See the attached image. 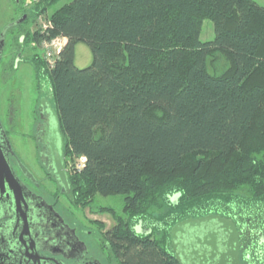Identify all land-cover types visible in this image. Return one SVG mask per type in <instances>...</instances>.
Listing matches in <instances>:
<instances>
[{
  "label": "trees",
  "instance_id": "1",
  "mask_svg": "<svg viewBox=\"0 0 264 264\" xmlns=\"http://www.w3.org/2000/svg\"><path fill=\"white\" fill-rule=\"evenodd\" d=\"M56 1L35 0L28 14ZM204 19L209 41L199 37ZM48 20L22 33L65 40L53 64L32 63L50 82L67 157L84 158L70 174L74 203L97 193L123 201L126 218L106 234L121 264H175L167 244L177 220L264 206V6L71 0ZM79 42L92 53L85 67L75 65ZM217 53L229 65L211 74ZM138 221L152 233H136Z\"/></svg>",
  "mask_w": 264,
  "mask_h": 264
},
{
  "label": "flooded vegetation",
  "instance_id": "2",
  "mask_svg": "<svg viewBox=\"0 0 264 264\" xmlns=\"http://www.w3.org/2000/svg\"><path fill=\"white\" fill-rule=\"evenodd\" d=\"M14 8L20 15L3 26L0 34L5 30V40L6 34L13 31L11 35L22 41L24 37L19 35L25 29H36L35 19L24 9L23 0H14ZM11 62L2 64L4 73ZM35 91L32 99L27 98L18 109L10 101L0 118L3 149L21 185L17 210L8 187L0 194V264H121L106 236L117 223L95 233L72 213L77 206L70 185L66 139L50 93L38 86ZM209 215L225 223L209 219L198 226L180 225L187 219ZM175 225L178 227L172 237ZM133 229L142 235L152 233L143 221ZM168 234L167 252L175 264H264L262 204L249 210L185 217L172 224Z\"/></svg>",
  "mask_w": 264,
  "mask_h": 264
},
{
  "label": "rangeland",
  "instance_id": "3",
  "mask_svg": "<svg viewBox=\"0 0 264 264\" xmlns=\"http://www.w3.org/2000/svg\"><path fill=\"white\" fill-rule=\"evenodd\" d=\"M34 1L35 0H23L24 9H30L33 6ZM70 1L71 0H57L52 3L44 14L36 17V29L35 27H32L30 34L36 30L41 32L43 26L48 25L49 15L55 9ZM255 1L264 6V0ZM15 11L14 0H0V30L12 19L20 15V12H18L19 10ZM26 25L28 26L29 24ZM11 33H13V31H9L6 34L0 63V118L7 112L10 101L14 104L15 109H18V106L26 102L27 98L31 96L32 99L36 93V86L43 88L50 93V82L48 78L42 77V75L36 76L32 58L34 55H37L38 57L45 59L48 64L51 65L56 57V49L53 47H46L49 40H43L41 43L36 44L29 41L30 39L25 36V34H20V38H26L19 41L21 39L18 40V37L15 35L12 36ZM213 36L212 22L209 19H204L199 36L200 40L209 41L213 39ZM14 58L16 59L14 60ZM11 59L12 64L8 66V69L4 73L1 66L3 63L9 62ZM74 60L77 67H85L91 63L92 53L88 45L82 42L76 44ZM228 65L229 62L227 58L223 54L217 53L214 58L208 60L207 68L211 74H220ZM21 111H23V109ZM19 112L17 114L18 117H20ZM22 115L23 114L21 113V116ZM69 164L71 166V171H76L80 169L81 159L74 158L73 160H70ZM170 200H172V196ZM75 204L77 207L73 210L71 209L72 213L82 222L85 228L90 229L95 233L108 229L112 224L114 225V223H119V221H117L118 218L122 220L126 218L123 201L120 196L97 193L93 195L92 201L89 203Z\"/></svg>",
  "mask_w": 264,
  "mask_h": 264
},
{
  "label": "water",
  "instance_id": "4",
  "mask_svg": "<svg viewBox=\"0 0 264 264\" xmlns=\"http://www.w3.org/2000/svg\"><path fill=\"white\" fill-rule=\"evenodd\" d=\"M4 32L5 30H2L1 34H0V56L3 50V45H4ZM4 136H1V131H0V194H2L5 190L6 187H8V189L12 192L13 194V199L16 205V210L19 207V199L21 197V185L19 184V182L17 181V179L15 178L12 169L9 165L8 159L6 157L5 151L3 149V143H4ZM3 140V141H2ZM7 142V141H6ZM7 145L9 146V143L7 142ZM21 168L23 170L26 171L25 167L23 165H20ZM64 184V178L62 179ZM179 195L176 194L172 197V201L175 202L177 197ZM209 219H215L218 223L220 224H224L225 220L221 219L217 216H206L204 218H199V219H187L185 221H183L182 223H180V225H189V226H198L201 223H204L205 221H208ZM223 226V225H222ZM178 225H175L172 229H171V234L172 237H174V234L177 230ZM148 231V230H147ZM149 232V231H148Z\"/></svg>",
  "mask_w": 264,
  "mask_h": 264
},
{
  "label": "built area",
  "instance_id": "5",
  "mask_svg": "<svg viewBox=\"0 0 264 264\" xmlns=\"http://www.w3.org/2000/svg\"><path fill=\"white\" fill-rule=\"evenodd\" d=\"M45 42H44V44H45ZM62 42L64 43V38H62V37H55V38L49 40V42L46 44V47H48V48L49 47L55 48L56 49L55 50V52H56L55 54L57 56V54L59 53L61 47L63 46ZM80 159H81V164H80V167H81L82 164H83V162H84V158L81 157Z\"/></svg>",
  "mask_w": 264,
  "mask_h": 264
},
{
  "label": "bare ground",
  "instance_id": "6",
  "mask_svg": "<svg viewBox=\"0 0 264 264\" xmlns=\"http://www.w3.org/2000/svg\"><path fill=\"white\" fill-rule=\"evenodd\" d=\"M64 45V44H63Z\"/></svg>",
  "mask_w": 264,
  "mask_h": 264
}]
</instances>
